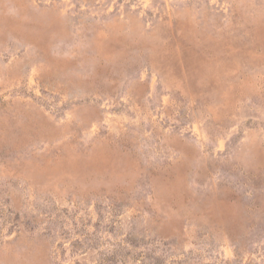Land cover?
<instances>
[{
    "label": "rangeland",
    "instance_id": "1",
    "mask_svg": "<svg viewBox=\"0 0 264 264\" xmlns=\"http://www.w3.org/2000/svg\"><path fill=\"white\" fill-rule=\"evenodd\" d=\"M0 264H264V0H0Z\"/></svg>",
    "mask_w": 264,
    "mask_h": 264
}]
</instances>
